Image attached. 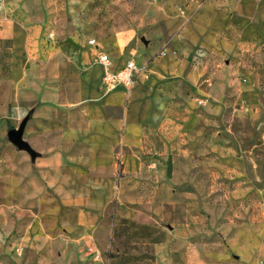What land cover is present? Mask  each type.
<instances>
[{"label": "crops", "instance_id": "1", "mask_svg": "<svg viewBox=\"0 0 264 264\" xmlns=\"http://www.w3.org/2000/svg\"><path fill=\"white\" fill-rule=\"evenodd\" d=\"M179 23L178 29L170 24L165 31L162 55L154 56L135 85L126 89L104 84L105 68L98 57L107 53L99 44L46 51L38 35L0 20V39L14 42L10 61L19 75L11 97L29 117L24 137L37 152L33 185L19 176L21 205L23 200L43 199L72 213L75 221L64 224L65 233L88 242L116 201L123 205L122 200L153 198L154 184L171 176L170 156L177 147L187 153V131L200 118L187 105L193 98L216 100L222 90L223 97L227 91L243 104L256 102L257 81L240 57L264 45V0H193ZM232 26L238 32L228 36ZM159 49L137 46L135 58L119 50L107 55L112 70L118 71L129 61L139 67L145 60L142 53ZM245 72L249 76L244 85L240 78ZM11 97L0 90V119L9 118ZM19 153L27 161L26 152ZM7 161L0 156L4 167H12ZM159 212L168 216L170 203ZM209 255L186 241L168 239L155 247L156 264H228L230 257L213 261Z\"/></svg>", "mask_w": 264, "mask_h": 264}, {"label": "rangeland", "instance_id": "2", "mask_svg": "<svg viewBox=\"0 0 264 264\" xmlns=\"http://www.w3.org/2000/svg\"><path fill=\"white\" fill-rule=\"evenodd\" d=\"M190 1L0 0V20L38 35L46 51L67 52L81 45L92 49L95 40L107 54L119 50L135 58L137 46L159 47L157 53H142V72L162 55L165 31L170 24L179 28ZM237 32L232 26L227 35ZM13 45L0 39V90L10 97L19 81L10 61ZM240 58L257 81L256 102L243 104L227 91L223 97L222 90L216 100L193 98L187 105L200 118L187 131V153L177 147L170 156L171 176L154 184L153 198L122 200L123 205L116 201L88 242L65 233L64 224L75 221L72 213L43 199L21 205L19 176L33 185L37 152L24 137L35 152L34 157L26 153L24 161L8 139V123L18 129L26 117L11 97L9 118L0 119V156L13 162L12 167L0 162V264H156L155 247L168 239L197 244L213 261L227 254L228 264H264V45ZM247 76L240 78L244 85ZM155 145L161 152V142ZM7 174L12 180L3 182ZM164 203H170L168 216L159 212ZM90 248L100 253L99 260Z\"/></svg>", "mask_w": 264, "mask_h": 264}, {"label": "built area", "instance_id": "3", "mask_svg": "<svg viewBox=\"0 0 264 264\" xmlns=\"http://www.w3.org/2000/svg\"><path fill=\"white\" fill-rule=\"evenodd\" d=\"M90 45L95 46L96 41L92 40ZM98 61L105 68L104 74V84L107 87L122 86L126 89L132 88L137 80L138 75L141 73L140 68L134 61H129L127 64L120 70H112V62L110 57L107 54H99ZM90 254L93 255L94 260H99L101 258L100 253L93 248H90Z\"/></svg>", "mask_w": 264, "mask_h": 264}, {"label": "water", "instance_id": "4", "mask_svg": "<svg viewBox=\"0 0 264 264\" xmlns=\"http://www.w3.org/2000/svg\"><path fill=\"white\" fill-rule=\"evenodd\" d=\"M29 121V117H26L20 124L18 129H11L8 131V139L12 145H14L19 151L26 152L32 157L35 156L34 150L24 139V132L26 125Z\"/></svg>", "mask_w": 264, "mask_h": 264}, {"label": "trees", "instance_id": "5", "mask_svg": "<svg viewBox=\"0 0 264 264\" xmlns=\"http://www.w3.org/2000/svg\"><path fill=\"white\" fill-rule=\"evenodd\" d=\"M9 129H13V128L9 126ZM170 171H171V167H170ZM170 175H171V173H170Z\"/></svg>", "mask_w": 264, "mask_h": 264}]
</instances>
